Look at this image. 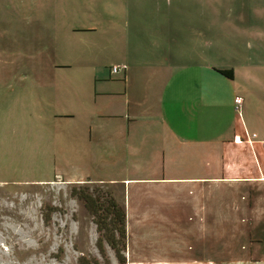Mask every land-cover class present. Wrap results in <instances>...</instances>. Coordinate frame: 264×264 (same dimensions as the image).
I'll return each instance as SVG.
<instances>
[{
  "label": "crops",
  "instance_id": "0c3cea01",
  "mask_svg": "<svg viewBox=\"0 0 264 264\" xmlns=\"http://www.w3.org/2000/svg\"><path fill=\"white\" fill-rule=\"evenodd\" d=\"M131 2L109 28L119 44L127 26L126 49L132 34L144 32L143 9L141 27ZM240 25L224 29V62L212 71L206 63L204 73L180 77L184 65H169L162 55L134 68L125 51V61L113 65L116 77L110 70L94 81L36 83L28 95L24 89L0 97L1 128L16 135L27 114L24 159L52 167L65 184L119 187L112 196L125 208L126 250L136 246L144 261L169 254L177 264H264V31L240 36L234 58L229 33ZM225 69L232 78L218 72ZM235 96L243 98L240 111ZM14 148L0 157L23 159Z\"/></svg>",
  "mask_w": 264,
  "mask_h": 264
},
{
  "label": "rangeland",
  "instance_id": "374dc122",
  "mask_svg": "<svg viewBox=\"0 0 264 264\" xmlns=\"http://www.w3.org/2000/svg\"><path fill=\"white\" fill-rule=\"evenodd\" d=\"M127 1L131 0H0V97L24 89L28 95L36 83L56 84L67 78L94 81V76H107L114 64L124 62L127 51L134 68L162 55L169 65H184L180 77L191 69L204 73L199 67L206 63L210 71L223 64V34L232 25L241 23L239 33H229L234 58L240 36L244 41L249 28L264 31V0H230L229 6L223 0H207V5L203 0H132L129 12L138 13L137 25L143 9L144 32L132 34L126 49L122 44L127 26L119 44L115 41L119 35L109 28L121 20ZM97 26L98 32L80 29ZM1 104L0 100V109ZM25 115L27 122L14 135L13 128L2 130L5 117L0 114V154L4 149L13 154L16 145L23 157H0V264H120L106 243L99 251L93 217L83 201L71 194L73 188L84 187L89 193L103 190L114 195L120 188L90 180L65 184L52 175V167L48 170L24 159L31 144L30 118ZM123 255L125 264H177L169 254L144 261L136 246ZM180 263L191 264L188 259Z\"/></svg>",
  "mask_w": 264,
  "mask_h": 264
},
{
  "label": "trees",
  "instance_id": "16d2710c",
  "mask_svg": "<svg viewBox=\"0 0 264 264\" xmlns=\"http://www.w3.org/2000/svg\"><path fill=\"white\" fill-rule=\"evenodd\" d=\"M113 67L112 72L114 71ZM227 78L233 77L231 69L218 70ZM79 189V188H78ZM73 197L83 201L87 211L92 215L93 222L98 233L97 247L103 252V244L106 243L120 264H125L123 251L126 249L125 208L108 192L89 193L84 187L77 191L73 188ZM105 194V195H104Z\"/></svg>",
  "mask_w": 264,
  "mask_h": 264
},
{
  "label": "built area",
  "instance_id": "2783aa9c",
  "mask_svg": "<svg viewBox=\"0 0 264 264\" xmlns=\"http://www.w3.org/2000/svg\"><path fill=\"white\" fill-rule=\"evenodd\" d=\"M114 71H117V68H114ZM234 106L237 111H240L242 103H243V98L241 96H235L234 97Z\"/></svg>",
  "mask_w": 264,
  "mask_h": 264
}]
</instances>
